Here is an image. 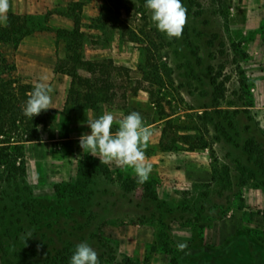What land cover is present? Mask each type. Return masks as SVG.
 I'll list each match as a JSON object with an SVG mask.
<instances>
[{"label":"rangeland","instance_id":"rangeland-1","mask_svg":"<svg viewBox=\"0 0 264 264\" xmlns=\"http://www.w3.org/2000/svg\"><path fill=\"white\" fill-rule=\"evenodd\" d=\"M145 4L10 0L7 15L25 7L32 32L0 42V67L44 82L58 103L67 93L48 110H71L43 116L41 139L17 158L23 175L0 168V264H70L80 243L100 264H264V0H182L187 22L172 40ZM105 111L138 112L151 129L144 184L80 147L88 117Z\"/></svg>","mask_w":264,"mask_h":264},{"label":"clouds","instance_id":"clouds-1","mask_svg":"<svg viewBox=\"0 0 264 264\" xmlns=\"http://www.w3.org/2000/svg\"><path fill=\"white\" fill-rule=\"evenodd\" d=\"M145 7L151 12V20L156 28L166 34L169 40L182 38L187 22V9L182 0H146ZM9 10L10 0H0V23L7 22ZM52 91L44 82L36 83L22 106L23 115L32 119L53 108ZM87 123L91 134H82L79 139V145L84 152L98 157L101 164H115L120 168L131 169L139 184L149 180L152 165L145 162V150L152 131L144 123L140 113L133 111L117 119L113 113L105 111L98 118L89 116ZM114 125H117L115 131ZM176 247L180 252H185L188 245L177 243ZM70 264H100V260L91 246L80 243L71 256Z\"/></svg>","mask_w":264,"mask_h":264},{"label":"trees","instance_id":"trees-1","mask_svg":"<svg viewBox=\"0 0 264 264\" xmlns=\"http://www.w3.org/2000/svg\"><path fill=\"white\" fill-rule=\"evenodd\" d=\"M76 5L81 6L82 3L77 2ZM74 18V33L83 36L84 33L80 31V19L77 15ZM30 32H32V29L29 16L11 12L7 15L6 24L3 25L0 23V42L14 40L16 36L22 38ZM260 32L264 38V22L260 27ZM70 50H72V48L69 47L67 57L74 63L87 65L88 70L92 74H96L97 71L103 72L102 69L97 70V66H99L100 63L84 60L80 54L76 53L74 55ZM2 68L3 67H0V168L5 166V170L8 171V178H10L15 175L24 174V163L21 162L18 164L17 158L25 152L26 143L28 141L41 139L38 127L43 123V116L51 115L52 118H55L58 115H63L69 118L71 108L68 106L69 103L67 102V106L63 111L47 110L40 115L29 119L23 115L22 106L27 101L28 94L33 90V87L30 84L22 83L19 78L13 77L12 74ZM57 69L58 71H63V68L60 65ZM94 81L91 78L86 79V85L89 87V91L85 96L90 102L98 99L97 91L101 90L95 89L98 78L94 79ZM160 106L162 107V105ZM171 116L172 114H167L166 111L162 109L161 119L169 118L166 119V126L172 123V120L170 119ZM65 134L66 135H63L62 137L69 136L68 132ZM172 142L175 144L176 140H172ZM162 143L165 146V150L180 149L178 145L166 144L164 140Z\"/></svg>","mask_w":264,"mask_h":264},{"label":"crops","instance_id":"crops-1","mask_svg":"<svg viewBox=\"0 0 264 264\" xmlns=\"http://www.w3.org/2000/svg\"><path fill=\"white\" fill-rule=\"evenodd\" d=\"M27 6L33 7L32 3H29ZM34 7H36V5H34ZM15 12L20 14V13H25V12H29V11L26 10L25 7H24V9H20V11L16 10ZM66 97H67V93L63 95V97H62L63 99H61L60 103L57 102V100H58L57 97L52 98V100H54V102H55V103L52 104L53 108H56V109L63 108V106L65 105Z\"/></svg>","mask_w":264,"mask_h":264}]
</instances>
